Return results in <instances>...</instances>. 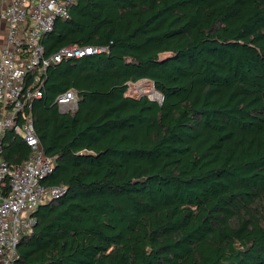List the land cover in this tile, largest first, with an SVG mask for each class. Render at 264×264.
I'll return each mask as SVG.
<instances>
[{"label": "trees", "instance_id": "1", "mask_svg": "<svg viewBox=\"0 0 264 264\" xmlns=\"http://www.w3.org/2000/svg\"><path fill=\"white\" fill-rule=\"evenodd\" d=\"M68 15L44 55L101 52L47 69L24 113L53 160L41 184L63 194L16 264H264V0H75ZM141 81L160 101L131 95ZM29 155L7 131L3 160Z\"/></svg>", "mask_w": 264, "mask_h": 264}, {"label": "built area", "instance_id": "2", "mask_svg": "<svg viewBox=\"0 0 264 264\" xmlns=\"http://www.w3.org/2000/svg\"><path fill=\"white\" fill-rule=\"evenodd\" d=\"M75 0H0V264H16L21 237L35 224L33 213L44 200L63 194L62 188H45L41 181L52 172L35 133L32 118L24 115L42 97L45 73L64 59L79 60L100 53L91 47L68 46L44 55L43 39L57 20L69 17ZM144 94L134 88L133 96ZM154 100V99H152ZM160 101V100H159ZM79 98L69 90L56 99L61 113L74 111ZM19 114L23 123L19 125ZM9 130L30 149L28 159L10 167L1 157L2 138Z\"/></svg>", "mask_w": 264, "mask_h": 264}, {"label": "rangeland", "instance_id": "3", "mask_svg": "<svg viewBox=\"0 0 264 264\" xmlns=\"http://www.w3.org/2000/svg\"><path fill=\"white\" fill-rule=\"evenodd\" d=\"M134 88L137 89L138 91L143 92L148 98L154 99L156 101L160 100V95L155 92L145 81H141L135 86H132L130 89V92L134 91Z\"/></svg>", "mask_w": 264, "mask_h": 264}, {"label": "water", "instance_id": "4", "mask_svg": "<svg viewBox=\"0 0 264 264\" xmlns=\"http://www.w3.org/2000/svg\"><path fill=\"white\" fill-rule=\"evenodd\" d=\"M78 104H79V102H78Z\"/></svg>", "mask_w": 264, "mask_h": 264}]
</instances>
